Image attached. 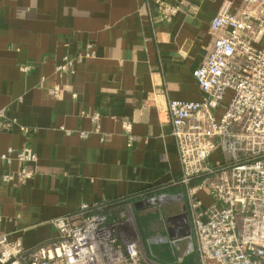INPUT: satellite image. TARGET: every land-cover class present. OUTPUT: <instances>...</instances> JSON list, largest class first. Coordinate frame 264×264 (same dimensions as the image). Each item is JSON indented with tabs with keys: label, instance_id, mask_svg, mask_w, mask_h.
I'll return each instance as SVG.
<instances>
[{
	"label": "crops",
	"instance_id": "0c3cea01",
	"mask_svg": "<svg viewBox=\"0 0 264 264\" xmlns=\"http://www.w3.org/2000/svg\"><path fill=\"white\" fill-rule=\"evenodd\" d=\"M241 4L0 0V112L10 125L0 131V153L30 146L37 156L22 183L3 181L21 164L0 161V231L35 249L58 239L54 220L99 205L110 221L132 216L142 264H200L193 212L215 200L200 190L194 211L167 109L171 100H203L193 73L213 43L210 23ZM65 58L73 68L59 74ZM223 157L217 151L210 161ZM163 194L180 201L154 205Z\"/></svg>",
	"mask_w": 264,
	"mask_h": 264
},
{
	"label": "built area",
	"instance_id": "2783aa9c",
	"mask_svg": "<svg viewBox=\"0 0 264 264\" xmlns=\"http://www.w3.org/2000/svg\"><path fill=\"white\" fill-rule=\"evenodd\" d=\"M210 34V51L193 73L205 97L200 102L171 100L167 109L181 183L188 187L194 211L201 205L193 200L200 190L208 189L215 200L201 213L193 212L196 251L200 264H264V0H242L236 12L219 13ZM72 68L73 61L65 58L57 73ZM21 70L27 73L30 67ZM4 118L0 112V131L10 127ZM123 127L132 131L129 121ZM217 151L224 157L211 163ZM0 161L21 164L15 175H4L5 183H22L35 174L37 156L30 146L10 148L0 153ZM196 179L200 184L189 187ZM129 223L110 221L104 207L85 204L77 215L54 220L58 239L35 249H25L22 241H11L0 231V264H142Z\"/></svg>",
	"mask_w": 264,
	"mask_h": 264
},
{
	"label": "rangeland",
	"instance_id": "374dc122",
	"mask_svg": "<svg viewBox=\"0 0 264 264\" xmlns=\"http://www.w3.org/2000/svg\"><path fill=\"white\" fill-rule=\"evenodd\" d=\"M230 96H231V93H229V95H228V99L230 98ZM178 201H180V199L179 198H166V199H164V200H160V198L158 197L157 198V205H160V206H162V205H167V204H170V203H177ZM124 219L126 220V221H130V223L132 224H134V221H133V218H132V216L129 218L128 217V215H125V217H124ZM158 238H161V236L159 237L158 236Z\"/></svg>",
	"mask_w": 264,
	"mask_h": 264
},
{
	"label": "water",
	"instance_id": "95a60500",
	"mask_svg": "<svg viewBox=\"0 0 264 264\" xmlns=\"http://www.w3.org/2000/svg\"><path fill=\"white\" fill-rule=\"evenodd\" d=\"M154 205H157V204H154ZM164 242H165V243H167V242L169 243L170 241L168 240V238H167V239L164 238Z\"/></svg>",
	"mask_w": 264,
	"mask_h": 264
},
{
	"label": "trees",
	"instance_id": "16d2710c",
	"mask_svg": "<svg viewBox=\"0 0 264 264\" xmlns=\"http://www.w3.org/2000/svg\"><path fill=\"white\" fill-rule=\"evenodd\" d=\"M192 185L194 186V185H195V183H194V182H193V183H191V186H192ZM195 250H196V249H195ZM196 253H197V251H196ZM182 264H183V263H182Z\"/></svg>",
	"mask_w": 264,
	"mask_h": 264
}]
</instances>
